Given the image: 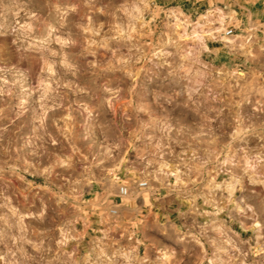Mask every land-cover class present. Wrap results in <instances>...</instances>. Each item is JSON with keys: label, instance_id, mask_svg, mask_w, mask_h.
Listing matches in <instances>:
<instances>
[{"label": "clouds", "instance_id": "9594fccd", "mask_svg": "<svg viewBox=\"0 0 264 264\" xmlns=\"http://www.w3.org/2000/svg\"><path fill=\"white\" fill-rule=\"evenodd\" d=\"M0 264H264V0H0Z\"/></svg>", "mask_w": 264, "mask_h": 264}]
</instances>
